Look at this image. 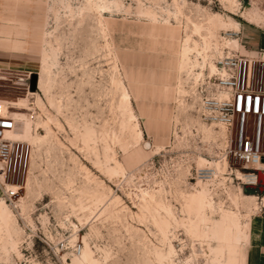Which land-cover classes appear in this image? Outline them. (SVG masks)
I'll list each match as a JSON object with an SVG mask.
<instances>
[{
	"label": "rangeland",
	"instance_id": "374dc122",
	"mask_svg": "<svg viewBox=\"0 0 264 264\" xmlns=\"http://www.w3.org/2000/svg\"><path fill=\"white\" fill-rule=\"evenodd\" d=\"M109 1L113 12L104 14V21L144 141L124 154L114 140L120 136L123 120L118 109L122 87L99 28L96 8L88 0L25 3L38 6L36 57L42 59L50 42L55 48L51 78L55 106H51L43 89H29V72L0 68V96L20 97L25 102L9 103L16 119L17 134L12 137L23 138V153L18 151L15 168L0 179V203H4L0 264H74L82 258L86 243L99 264H159L153 260V252L166 253L171 244L177 251L175 264H223L222 209L239 213L243 225H248L243 230L249 234L251 217L264 211V194L245 193L237 180L242 162L228 153V165H224L222 153L224 148L228 151L229 147L238 149L244 145L247 134L254 140L256 119L262 110L251 109L244 115L236 112L228 128L204 121L203 88L206 78L213 74L206 67L200 76L201 67L194 65L181 71V51L185 34L192 29L191 22L203 23L208 14H221L228 27L218 29L220 42L209 51V61L216 65L218 58L230 50L247 55V61L240 65V80L262 98L264 0H234V8H230L234 12L220 0ZM16 3L19 0H13ZM179 6L182 14H177ZM147 10L156 14L155 20L140 15ZM1 12L4 17V8ZM3 27L1 23L0 30ZM194 37L201 45L199 36ZM228 40H238L239 45L230 48ZM26 47L25 54L33 52L29 45ZM192 58L196 64L197 52ZM41 68L40 63L36 70L39 78ZM181 83L185 93L180 97L177 90ZM35 91L37 95H29ZM49 117L59 120L60 129L52 123L53 139L40 143L36 135H46V131L37 125ZM85 137L89 148L84 146ZM114 158L123 163L126 172L109 178L107 169L115 167ZM200 160L208 162L199 166ZM99 162L104 172L97 169ZM217 162L224 170L222 174L214 168ZM208 167L215 170V179L208 180L209 184L199 179L201 168ZM84 168L94 176L88 177ZM4 183L12 184L14 196L5 193ZM203 188H208L210 196L212 192L211 198L219 205L217 210H206V237H191L189 225L179 223L170 229L167 240L166 233L153 225V214L166 216L156 208L145 212L148 216L142 225L133 218L144 204L145 194L153 193L176 218L195 221L198 216L188 213L186 196ZM158 189L160 196L155 193ZM241 191L246 196H257L259 206L242 200L237 207L235 199L243 194ZM96 192L108 194L104 207L92 206L90 199ZM116 197L121 198V203L116 202ZM145 233L148 240L144 239ZM244 244L237 253L246 264Z\"/></svg>",
	"mask_w": 264,
	"mask_h": 264
},
{
	"label": "bare ground",
	"instance_id": "6f19581e",
	"mask_svg": "<svg viewBox=\"0 0 264 264\" xmlns=\"http://www.w3.org/2000/svg\"><path fill=\"white\" fill-rule=\"evenodd\" d=\"M220 2L223 3V5L226 8H229V10H231L230 8L232 7V5H234V0H220ZM88 4L95 7L99 13V18H98L99 28H100V30H101V32H102V34L106 40V48L109 49L108 51H110V54L112 55V57L111 56L110 57L113 58L114 67H115V69L119 75V83L122 87V96H121V100L119 101L118 109L121 113L123 120L121 123L120 136H117V137L115 136L114 140L118 141L119 145L124 150V154H126L130 149H132L134 147L136 148V146H138V144H140L144 141V133L140 127L139 120L136 116L135 110H134L132 102H131V97H130L129 91H128L126 84H125V81L123 79V76H122V73H121V70H120V67L118 64L119 63L118 57L114 53L113 49L111 48L110 36H109L108 29H107V26H106L105 21H104V16H105L104 14H106V13L110 14L113 12V10L111 9V6H110L111 1H109V0H88ZM232 8H234V7H232ZM177 9H178L177 14L183 13V11H182L183 8L181 6H179ZM231 11H233V9ZM140 15L147 17L149 19H152V20L156 19L155 18L156 14L152 10H147L146 12H141ZM229 22H230V20H229ZM191 24H192V29H191L190 33L186 32L184 40H183V47H182V51H181V56H182L181 71L186 70V68L190 65H194V66L201 67V73L199 74L200 76L203 75L206 67H209V69H210L209 71L211 74L218 72V67L216 65L210 63V61H209V57H210L209 51L212 50L213 46H217L218 43L220 42V40L218 39L219 35L217 34L218 29H221L223 27L224 28L228 27V23L226 22V19L219 13H214V14L212 13V14H208L206 16V19L203 21V23L191 22ZM186 29L188 30V26H186ZM235 32H237V31H235ZM194 35L199 36L200 40L202 41L201 45L196 40H194V38H195ZM225 40H227V39H225ZM221 41H223V40H221ZM225 42H223V43H225ZM228 44L231 45V46H228L230 48L232 46H233L232 48H234V46H235L234 44L239 45L238 40H233V41L228 40L227 45ZM47 45H48V48L44 51L43 57H42L41 62H40L41 67H42L41 71H42L43 76L41 75L40 78L39 77L37 78V87L35 90L43 89L45 91L46 95H48V100H49L51 106H55L54 98L51 95L52 88H53L51 78H52V73H53L52 69L54 67V63L52 61L53 60L52 52L54 51L55 48L51 45V42ZM235 48H237V46ZM196 52H197V58H196V64H194L192 55L195 54ZM200 59L202 60V63H200ZM38 80H39V83H38ZM184 93H185V91L183 90L182 83H181L178 86V94L181 97ZM29 95H37V93H36V91L30 92ZM178 100H180V99L177 98V101ZM37 103L40 104V99H38ZM60 109L61 108L58 107V111H60ZM0 110L3 113L10 111L9 108L6 109V107H5V109H4L3 106L1 105V103H0ZM52 123L56 124L60 129L61 124H60L59 120H57L54 117H51V118L49 117V119L47 121H43L42 123L37 125L38 128L41 126L46 131V135H42V136L39 134L36 135V140L38 142H40V143L50 142L53 139L55 134H54V130L52 128L53 125H51ZM208 131H209V133L212 132L211 129ZM13 133L17 134L16 131H13ZM128 137H130L131 140ZM17 138L20 140H23V138H21V137H17ZM88 142H89V139L87 137H85L84 138V146L86 148H89ZM145 145H150V144L145 143ZM222 158H224V157L222 156ZM224 161H225L224 165H228V162H226L227 161L226 158H224ZM113 162L115 163V167L109 168L110 167L109 166L107 169L109 178L113 175L115 177V176H117L116 174H119L120 172L125 171L124 165L121 161L114 158ZM207 162H205L204 160H200L199 166L204 165ZM217 163H219V162H217ZM217 163L215 164L214 168H216V171L218 173H221V172L223 173L224 170H223L221 164L220 163L217 164ZM101 165L102 164L100 162L96 164L97 169H99L100 172L104 170V169H102ZM263 166H264L263 164H259L257 169L262 171ZM84 169L86 170L88 177L92 175L91 171L87 170V168H84ZM213 171H214L213 175L209 179H206L208 184H209L208 180L211 181V180H213V178L215 179V170L213 169ZM121 174H123V173H121ZM238 174H239V176L237 178L239 180H243V181H246L247 183H250L248 177L245 174H242L241 172H239ZM242 175H243V177H241ZM92 176H94V175H92ZM3 178H4V176L0 173V179H3ZM202 182L200 185L202 187H204V184ZM212 182H211V184H212ZM199 183H200V181H199ZM208 184L205 183V185H208ZM157 191H159V189ZM160 191L159 192L155 191V193H160ZM110 192H111V189H110ZM241 192L243 193V191H241ZM154 195L156 196V194H154ZM154 195H153V193L152 194L150 193L147 195L145 194V198H144V202H143L144 204L140 207V209L137 213H133V218L135 220H138V222L141 223V225L145 223L147 216H148V215L146 216L145 212L146 211H152L151 208H156V209H159V211H162V212L164 211L166 216H161V214H153L152 215L153 216V225L155 226L156 229L162 230V231H164V233H166L167 240L169 237L168 234L170 233V229L173 228L174 226L176 227L177 226L176 224H179V223H184V225H186V224L189 225L188 232L191 235V237H193V235H195V234H198V236H201V237L208 236L207 231H205L206 229L209 228V226L207 225V219L205 218L206 210L210 209L211 211H214V210H217L218 206H219L211 198L212 192H211V196L209 195L208 188H203V190L201 192L195 191L192 194H189L187 196L185 195L186 196V202H187L186 207H187L188 213L191 214V213L195 212V214L198 216L197 220H195V221L184 220V219L179 220L178 218H176L175 213L170 211V210H166L167 209L166 204H164L161 199H156V197ZM160 195H161V193L159 194V196ZM240 196H242L243 198H241ZM212 197L214 198V196H212ZM108 198L109 197H108V194L106 192H96L95 194H93L91 196L90 202L92 203V206H95V207H97L99 205L105 206L106 201L108 202ZM115 200L117 203H121V201H122L120 197H116ZM242 200L254 202L256 204V206H259V203H257L259 199L256 196H246L243 193V194H240L235 199V204H237V207L239 206V203ZM262 203L264 204V198L262 199ZM222 211H223L224 217H225V228L223 229V233H222L223 245L221 246V249H220V256H221V259L224 261L223 264H244L239 259V255L237 253V250L241 247V245H243V246L245 245L244 242L246 244L249 242V234H248V232H245V230H243L244 227L248 228V225H243V223L241 222V215L239 213L232 211V210H223L222 209ZM3 213H4V203L1 202L0 203V221H1V217L3 216ZM131 228L135 229L137 232L143 231V230H141L139 228H135L133 226H131ZM144 237H145L144 238L145 240H148V235L146 233H145ZM4 243H5V247H6L7 242H4ZM176 256H177V251L172 244L170 245L169 250H167L166 253H163L162 251L160 252L159 250H156L155 252H153V257H154L153 260H155L159 264H175L174 258ZM153 260H151V261H153ZM74 264H99V260L95 258V256L93 255V251L89 248L88 244L86 243L82 258L77 259Z\"/></svg>",
	"mask_w": 264,
	"mask_h": 264
},
{
	"label": "built area",
	"instance_id": "2783aa9c",
	"mask_svg": "<svg viewBox=\"0 0 264 264\" xmlns=\"http://www.w3.org/2000/svg\"><path fill=\"white\" fill-rule=\"evenodd\" d=\"M260 54H264L260 52ZM247 55L238 52L237 50H230L221 55L217 60L218 72L209 75L206 78V83L203 88L205 97L201 101L202 112L201 116L204 121L210 124L218 125L228 128L235 117L236 112H249L251 109L257 111L261 108L256 119L254 128V140L246 135V142L244 145L240 144L238 149L224 148L222 156L228 158V153H231L235 159L242 162L239 170L244 173L250 183L239 180L238 184L244 189L245 185L257 186L259 180L257 177V167L259 164L264 165V95L262 98L260 94L254 95L252 91L245 88L240 80V65L247 61ZM264 94V92H263ZM15 117L10 111L3 113L0 110V173L4 176L15 168L16 156L18 151L23 153L22 140L12 137L13 131L16 128ZM28 151L25 152L24 166L27 165ZM228 162V161H227ZM231 168V165H229ZM264 172V166L262 167ZM213 168H201L199 179H209L213 175ZM12 184L4 183L5 193L8 196H14L16 193L10 186ZM264 187V185H263Z\"/></svg>",
	"mask_w": 264,
	"mask_h": 264
},
{
	"label": "crops",
	"instance_id": "0c3cea01",
	"mask_svg": "<svg viewBox=\"0 0 264 264\" xmlns=\"http://www.w3.org/2000/svg\"><path fill=\"white\" fill-rule=\"evenodd\" d=\"M4 1H0V24L2 23V25H4L0 30V68L25 70L30 74L36 73L38 65L40 69L41 59V56L40 58L36 57L37 53L34 52L37 50V43L39 40L38 6L25 4L29 3V1L33 3L34 0H19V4H13V0ZM2 8L5 10L4 17L1 15ZM263 44L264 37L262 38V45ZM27 45L32 48L31 50L33 52L30 54H25L24 50L27 48ZM120 48L119 45L118 49ZM170 50L169 47V51ZM132 69H134V72L137 74V69L134 67H132ZM129 94L131 97L130 91ZM10 102H15L17 104L25 103L20 97L12 99L7 96H0V103L4 109L5 107L6 109L9 108ZM245 255L246 264H264V211L253 215L250 219L249 242L246 244Z\"/></svg>",
	"mask_w": 264,
	"mask_h": 264
},
{
	"label": "water",
	"instance_id": "95a60500",
	"mask_svg": "<svg viewBox=\"0 0 264 264\" xmlns=\"http://www.w3.org/2000/svg\"><path fill=\"white\" fill-rule=\"evenodd\" d=\"M37 78H38V75L37 73H33L31 74L30 76V79H29V89L31 90H35L36 87H37ZM257 174L258 176L261 175L262 178L259 180V184L257 186H251L250 188H244V192L245 193H248V192H254L256 194H259V195H263L264 194V172L258 170L257 171Z\"/></svg>",
	"mask_w": 264,
	"mask_h": 264
}]
</instances>
